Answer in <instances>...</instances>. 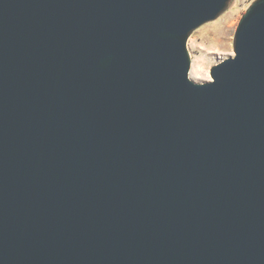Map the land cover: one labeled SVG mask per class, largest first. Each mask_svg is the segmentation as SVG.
Wrapping results in <instances>:
<instances>
[{
  "label": "water",
  "instance_id": "water-1",
  "mask_svg": "<svg viewBox=\"0 0 264 264\" xmlns=\"http://www.w3.org/2000/svg\"><path fill=\"white\" fill-rule=\"evenodd\" d=\"M0 0V264H264V0Z\"/></svg>",
  "mask_w": 264,
  "mask_h": 264
},
{
  "label": "rangeland",
  "instance_id": "rangeland-1",
  "mask_svg": "<svg viewBox=\"0 0 264 264\" xmlns=\"http://www.w3.org/2000/svg\"><path fill=\"white\" fill-rule=\"evenodd\" d=\"M254 0H229L213 20L194 29L187 38L189 78L197 83L211 80L210 68L234 55V34L239 20Z\"/></svg>",
  "mask_w": 264,
  "mask_h": 264
}]
</instances>
